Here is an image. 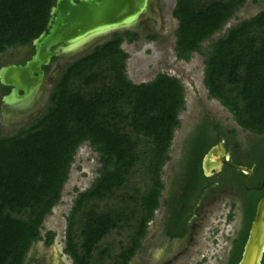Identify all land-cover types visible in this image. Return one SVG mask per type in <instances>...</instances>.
Segmentation results:
<instances>
[{
	"label": "trees",
	"instance_id": "16d2710c",
	"mask_svg": "<svg viewBox=\"0 0 264 264\" xmlns=\"http://www.w3.org/2000/svg\"><path fill=\"white\" fill-rule=\"evenodd\" d=\"M243 2L175 0L176 58L186 61L200 52V44ZM53 3L0 0V54L19 49L27 55L31 41L45 31ZM136 38L128 31L114 32L65 63L44 112L17 131L0 135V264H23L30 245L40 240L42 220L58 202L74 153L84 142L98 154L101 166L98 177L73 199L63 253L72 264H127L138 249L159 206L160 171L179 125L183 88L165 74L140 84L126 79L127 55L120 44ZM203 64L208 97L249 137L237 138L234 129L206 117L190 129L166 192L171 218L165 234L181 238L185 233L189 208L209 181L201 174V157L220 138L229 162L252 173L244 185L246 176L225 166L215 185L203 192L205 202L227 192L238 207V229L224 262L236 264L264 194V12L227 29L211 43ZM52 237L47 231L45 244Z\"/></svg>",
	"mask_w": 264,
	"mask_h": 264
},
{
	"label": "rangeland",
	"instance_id": "374dc122",
	"mask_svg": "<svg viewBox=\"0 0 264 264\" xmlns=\"http://www.w3.org/2000/svg\"><path fill=\"white\" fill-rule=\"evenodd\" d=\"M174 2L175 0H153L156 15L153 18H146L147 13L141 14L135 23V25L137 23L138 25H133L128 30L130 32L136 30L139 33L138 38L130 43L123 41L120 44V49L127 55L124 70L125 77L132 84L147 83L156 75L165 74L176 78L183 88V110L177 116L179 125L173 131L167 151L168 159L164 162L160 171V181L163 189L166 185V171L175 157L178 141L188 128L191 120L197 115L207 112L210 116L222 119L228 127L235 130L241 139L249 137L247 132L235 124L231 114L225 108L208 97L203 86V63L213 41L222 37L227 29L243 19H249L259 10L257 5H252V0H246L220 30L200 44V52L191 53L189 58L184 61L176 58L174 50L176 21L171 15ZM121 32L122 30L117 31V33ZM111 34L95 39L86 49L77 54L56 57L50 65L51 69L57 66V71L52 78L57 80L66 62L73 61L85 54L94 45L101 43ZM147 35H155V39L149 40ZM24 53L22 50H20V53L19 50H9L0 54V66L11 62L19 54L24 56L26 54ZM44 90L42 87L43 94L45 93ZM2 93H5V90ZM27 116L30 118L26 121L25 119L28 117L9 124L3 123V117H0V132L6 133L13 128H18L20 125L27 124L36 117V113L32 110ZM100 166L98 154L87 142L82 143L76 149L68 170L67 179L60 192V198L51 208L50 214L43 218L39 228L40 241L30 245L23 264H50L46 251L53 244H55L56 253L59 255L60 260L64 264H72L69 257L63 253L66 217L77 193L87 189L98 177ZM163 192L165 194L164 190ZM163 192H160L159 204H161ZM160 211L159 205L153 212V216L146 227V234L142 239L149 238L155 230ZM191 222L193 227L188 236L183 239L163 237L151 258L148 256L147 248L143 246V240H141V247H138L127 264H224L226 253L236 234L239 223V211L234 199L227 192L220 193L215 200L200 205ZM47 231H55V233L51 242L46 246L44 245V235Z\"/></svg>",
	"mask_w": 264,
	"mask_h": 264
},
{
	"label": "water",
	"instance_id": "95a60500",
	"mask_svg": "<svg viewBox=\"0 0 264 264\" xmlns=\"http://www.w3.org/2000/svg\"><path fill=\"white\" fill-rule=\"evenodd\" d=\"M149 3L150 0H54L49 10L45 31L31 41L33 53L30 58L23 65H8L0 68V85L10 89L0 100L2 117L18 119L35 110V107H28L27 103L45 78L41 68L47 66L52 58L75 54L57 52L61 53V50L73 48L96 34H99L97 37L99 38L118 30L129 29L126 28V24L130 22L134 25L139 16L149 9ZM92 42L88 41L84 49ZM55 82L56 80L48 90H44L46 94L40 91L43 103L47 101ZM213 155L217 161L215 166L208 164ZM228 159L221 143H216L201 159L203 176H210L212 171L217 172L221 164L225 163L246 176L245 185L252 174L251 170L228 163ZM263 253L264 194L255 205L253 218L236 264H261ZM49 254L53 256L56 264H64L58 259L55 244L52 245Z\"/></svg>",
	"mask_w": 264,
	"mask_h": 264
},
{
	"label": "flooded vegetation",
	"instance_id": "af4514ba",
	"mask_svg": "<svg viewBox=\"0 0 264 264\" xmlns=\"http://www.w3.org/2000/svg\"><path fill=\"white\" fill-rule=\"evenodd\" d=\"M74 1H76V0H74ZM245 1L246 0H244V2H243V4L245 3ZM253 2H252V5H257V7L259 8V10L257 11V13L256 14H254L253 16H255V15H257V14H259V13H261V12H264V0H252ZM242 4V5H243ZM241 5V6H242ZM149 9L145 12V13H147V17L146 18H150V17H154V15H156V8L154 7V3H153V0H150V3H149ZM144 14V13H143ZM253 16H251V17H253ZM250 17V18H251ZM244 20V19H243ZM243 20H241V21H243ZM136 25H138V23L136 24ZM135 25V26H136ZM134 28V27H133ZM129 29H131V28H129ZM129 29H126V30H122V32L123 31H128ZM121 32V33H122ZM128 32H130V31H128ZM130 33H135L136 35H137V38H138V32L136 31V30H134L133 32H130ZM142 34V33H141ZM148 36V35H147ZM155 36V35H154ZM136 38V39H137ZM16 50H19V49H14V50H12V51H16ZM19 53H20V50H19ZM32 53H33V50H32V48L30 49V51H29V53L27 54V55H24V56H21L20 54L17 56V57H14L13 59H12V61L11 62H9V63H6V64H4V65H2V66H0V68L1 67H4V66H8V65H23V63L25 62V61H27L29 58H30V56L32 55ZM59 57H61V56H59ZM54 59L55 58H52L51 60H50V63L47 65V66H45V67H42L41 68V70L44 72V74H45V77H48L54 70H56L57 69V66H54V67H52V69L50 68V65H52V63L54 62ZM67 63V62H66ZM46 69V70H45ZM50 72V73H49ZM49 74V75H48ZM3 90H5V93H2V91ZM9 88L8 87H4V86H1L0 85V100H1V98L4 96V95H6L8 92H9ZM49 97V96H48ZM47 105H48V99H47V101L45 102V103H43V108H37V109H35L34 110V113H36V117L34 118V120L35 119H37L43 112H44V110H45V108L47 107ZM39 109V110H38ZM41 110V111H40ZM36 111V112H35ZM27 115H29V112H28V114H25V115H23L22 117H19L18 119L17 118H15V119H10V120H5L4 118L2 119V122L3 123H6V124H9V123H15L16 121H21V120H23L24 118H26V117H28ZM38 115V116H37ZM0 117L2 118V116H1V103H0ZM202 117H206L207 119H208V121H210V122H212V121H215V122H217V123H219V125L222 127V128H227V129H231L230 127H228L226 124H225V122L222 120V119H220V118H216V117H214V116H210V114H208L207 112H203L202 114H199V115H197V117H195V118H193L192 120H191V122L189 123V125H188V128L186 129V131L181 135V137H180V139H179V141H178V146H177V150H176V153H175V157H174V159L171 161V163H170V165H169V168H168V170L166 171V185H165V189H162V191L161 192H163V190L165 191V194H164V192H163V197H162V201H161V204H159L160 205V208H161V211H160V216H159V220H158V223H157V226H156V228H155V230L153 231V233L150 235V237L148 238V237H146V238H144V239H142L143 241H142V243H144V247L145 248H147V253H148V256L151 258V256L154 254V251L157 249L156 247L158 246V244H159V241H161L162 240V238L163 237H165V238H167V239H183V238H185L186 236H188V234L190 233V230L192 229V227H193V223L191 222L192 221V218H193V216H194V213L196 212V211H198V208H199V206L200 205H202V204H204L205 203V201H203V198H204V195H203V192H204V194H205V192L206 191H208V188L211 186V187H213L215 184V178H216V176H217V174L223 169V167H225V166H227L225 163H223V164H221V166H220V168H219V170L217 171V172H211L212 174L210 175V176H207V177H204V178H206V179H209V181L207 182V185L203 188V192H201L200 194H199V196L195 199V201L192 203V205H191V207L189 208V216H188V218L185 220V223L187 224V229H186V231H185V233L183 234V236L181 237V238H168L167 237V235L165 234V228H166V226L169 224V222H170V218H171V214L169 213V211H168V208L165 206V204H164V202L167 200V196H166V192H167V189H168V186H169V182H170V180L172 179V177L174 176V174H175V172H176V170H177V162H178V157H179V155L181 154V150H182V147H183V142H184V140H185V138H186V136H187V134H188V132L190 131V129L194 126V125H196L197 123H198V121L202 118ZM30 117H28V118H26L25 119V121L27 120V119H29ZM33 119L30 121V122H28L27 124H25V125H20L18 128H13V129H11L10 131H8V132H6V133H1L0 132V135H5V134H11V133H13V132H15V131H17L18 129H20V128H22V127H24V126H26V125H28V124H30V123H32L33 121H34ZM215 131V134H216V136L217 137H219V135H220V132H218V131H216V130H214ZM237 135V134H236ZM237 138H240L238 135H237ZM217 143H221V145H222V147H223V141H222V139H218V142ZM214 146V145H213ZM212 147V146H211ZM210 147V148H211ZM223 149H224V153L225 154H227L228 155V157H229V159H228V163H230L229 162V160H230V155H229V151L228 150H226L224 147H223ZM207 152V151H206ZM205 154V153H204ZM203 154V155H204ZM203 155H202V157H203ZM202 157H201V159H202ZM200 162H201V160H200ZM200 171H201V174H202V170H201V166H200ZM203 175V174H202ZM222 193V192H221ZM223 193H226V192H223ZM181 195H182V193H180ZM220 194V193H219ZM218 194V195H219ZM217 195V196H218ZM160 196H161V193H160ZM217 196H216V198H217ZM215 198V199H216ZM214 199V200H215ZM181 208H182V206H177V207H175V209L176 210H181ZM50 232H52L53 233V236H54V233H55V231H50ZM145 234H146V232H145ZM144 234V235H145ZM155 240H158V241H155ZM40 241V240H39ZM142 243H140V245H139V248L141 247V244ZM157 243V244H156ZM44 245H48V244H44ZM51 247L52 246H50L48 249H47V251H46V254H47V259L49 260V262H50V264H54V259H53V256H51L50 254H49V250L51 249ZM34 253H35V251H34ZM171 258H173V257H171ZM59 259V261H61L60 260V258H58ZM62 262V261H61Z\"/></svg>",
	"mask_w": 264,
	"mask_h": 264
},
{
	"label": "bare ground",
	"instance_id": "6f19581e",
	"mask_svg": "<svg viewBox=\"0 0 264 264\" xmlns=\"http://www.w3.org/2000/svg\"><path fill=\"white\" fill-rule=\"evenodd\" d=\"M135 25V24H134ZM133 25L130 24V22L128 24H126V28H132ZM118 29H121L120 27H117ZM99 36V34H96V36H93V37H90L88 39L89 43L94 41L97 37ZM88 41H83L82 43L78 44L77 46H74L73 48H70V49H64V50H61V53L60 52H57L58 54H66V53H79L81 52L82 50H84L85 46L87 45ZM84 43V44H83ZM61 56V55H60ZM57 71L54 70L48 77H45L43 78L42 82H41V85H40V88L36 89V93L35 95L32 97V99L27 103V106L28 107H35V109L39 108L40 106V109L43 107V98H41L40 96V91H41V88L43 87L45 90H48L49 87H51L52 83H53V80L54 78L53 75L54 73ZM55 77V76H54ZM39 85V84H38ZM46 94V91L45 93ZM12 118H8V116L5 117V120H10ZM215 157L214 155L211 157L210 161H209V165H212V166H215V164L217 163V161H215ZM54 264H56V262H54ZM58 264V263H57Z\"/></svg>",
	"mask_w": 264,
	"mask_h": 264
}]
</instances>
